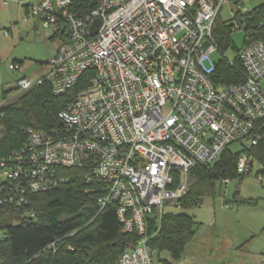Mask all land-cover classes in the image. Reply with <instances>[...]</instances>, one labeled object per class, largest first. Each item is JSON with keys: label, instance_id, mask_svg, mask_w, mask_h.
Returning <instances> with one entry per match:
<instances>
[{"label": "built area", "instance_id": "built-area-1", "mask_svg": "<svg viewBox=\"0 0 264 264\" xmlns=\"http://www.w3.org/2000/svg\"><path fill=\"white\" fill-rule=\"evenodd\" d=\"M225 5L235 14L247 10L243 0L32 5L26 17H39L45 29L58 27V41L41 75L17 78L15 94L44 83L54 96L79 88L58 111L59 128H28L21 146L0 155V206L22 207L28 193L66 182L59 168L87 167L86 182L95 178L103 186L100 210L115 206L122 232L139 236L117 264H164L149 244L152 210L160 222L163 208L186 193L195 164L213 162L232 143L249 149L264 138V43L247 39L237 51L240 82L215 86L211 80L212 54L235 64L213 35ZM231 30H241L240 23L233 20ZM254 162L241 152L237 171L247 175Z\"/></svg>", "mask_w": 264, "mask_h": 264}, {"label": "trees", "instance_id": "trees-1", "mask_svg": "<svg viewBox=\"0 0 264 264\" xmlns=\"http://www.w3.org/2000/svg\"><path fill=\"white\" fill-rule=\"evenodd\" d=\"M233 20L241 25L244 43L247 39L264 43V0H259L255 7L244 13L235 14ZM233 20L223 23L219 17L215 19L213 35L221 49L230 45ZM237 51L233 66L224 58L217 59L211 76L215 86L241 81ZM78 88L66 95L54 96L50 86L44 83L17 93L16 97L1 104L0 155L21 146L28 128L37 131L59 128L57 113ZM8 91L2 90L3 98ZM243 151L259 164L257 175L264 179V138L234 155L226 147L218 159L209 164L197 163L188 171V190L170 207L188 209L197 206L203 195H215L224 180H241L245 175L237 171V159ZM89 173L87 167L59 168L57 176L66 182L46 191L28 193L22 207L0 206V264H117L121 251L133 245L139 236L122 232L115 206L100 210L103 186L95 178L86 182ZM217 182L220 185H216ZM23 209L32 212L33 216L23 214ZM155 212L152 210L147 221L150 246L160 255L167 252L172 260L179 259L194 236L193 216L165 212L163 208L158 222ZM163 262L172 264L166 258Z\"/></svg>", "mask_w": 264, "mask_h": 264}, {"label": "rangeland", "instance_id": "rangeland-1", "mask_svg": "<svg viewBox=\"0 0 264 264\" xmlns=\"http://www.w3.org/2000/svg\"><path fill=\"white\" fill-rule=\"evenodd\" d=\"M258 3L259 0H243L247 9H252ZM235 10L232 6H223L219 20L230 22L234 19ZM3 20L0 19V105L15 96L13 88L19 71H13L9 66L19 58L24 63L30 61L29 58L34 62H44L47 53L52 54L57 45V40L51 42L46 39L51 29L41 25L34 35L28 37L27 31L33 27L31 20L24 16H21L20 22L12 23L7 28H2L7 25V20L1 22ZM6 30L8 34L5 35ZM19 33H23L22 40L18 38ZM244 39L242 30L231 32L230 45L222 49L225 56L233 59L235 51L244 44ZM212 58L217 60L219 54H212ZM261 86L264 88V79ZM2 90H9L6 98H3ZM227 149L234 155L241 150V144L232 143ZM259 169V164L254 162L251 172L241 180L231 178L226 184H219L216 194L203 195L197 206L188 209L166 206L165 212H182L193 216L194 236L179 259L172 260L167 252L161 256L172 264H264V179L260 182L257 178ZM188 185L187 178V190Z\"/></svg>", "mask_w": 264, "mask_h": 264}, {"label": "crops", "instance_id": "crops-1", "mask_svg": "<svg viewBox=\"0 0 264 264\" xmlns=\"http://www.w3.org/2000/svg\"><path fill=\"white\" fill-rule=\"evenodd\" d=\"M40 2L41 0H0V19L2 18L4 19L1 22H5L7 20L6 23L7 25H3L2 28H7L6 26L11 25L12 23L17 24L18 22H20L21 16H24L25 19L27 18V20L28 19L31 20V25L33 27L32 30L27 31V36L31 37V35H34L33 33H35L36 30H38V26L41 25L40 18L39 17L36 18L35 16H30V17H26V16L30 12V7L32 5H37ZM48 29H51V32L46 39H48L51 42H55L56 40L58 41V27L53 26ZM5 32H7L8 34L7 30ZM22 37H23V33L22 34L19 33L18 38L22 40L23 39ZM55 49L56 47L54 48L52 54H54ZM52 54L47 53L46 56L48 57ZM29 60L30 61H27L25 63L20 58L16 60L15 63H18L20 67L18 70L19 77L20 76L36 77L43 73L44 62L38 60L34 62V60L31 58H29Z\"/></svg>", "mask_w": 264, "mask_h": 264}, {"label": "water", "instance_id": "water-1", "mask_svg": "<svg viewBox=\"0 0 264 264\" xmlns=\"http://www.w3.org/2000/svg\"><path fill=\"white\" fill-rule=\"evenodd\" d=\"M98 26H99V20H96V21L94 22V24L92 25V27L90 28V32H91V33H95L96 30H97V28H98Z\"/></svg>", "mask_w": 264, "mask_h": 264}]
</instances>
